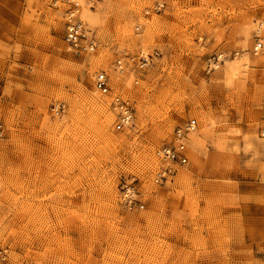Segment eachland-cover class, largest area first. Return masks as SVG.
Masks as SVG:
<instances>
[{"label": "rangeland", "instance_id": "1", "mask_svg": "<svg viewBox=\"0 0 264 264\" xmlns=\"http://www.w3.org/2000/svg\"><path fill=\"white\" fill-rule=\"evenodd\" d=\"M53 2L0 0V264H264V0H74L83 53ZM187 121L188 163L155 182Z\"/></svg>", "mask_w": 264, "mask_h": 264}, {"label": "built area", "instance_id": "2", "mask_svg": "<svg viewBox=\"0 0 264 264\" xmlns=\"http://www.w3.org/2000/svg\"><path fill=\"white\" fill-rule=\"evenodd\" d=\"M60 3H66L68 7L64 9V41L68 44L69 48L76 53L91 52L96 48L97 40L94 32L88 27L84 26L82 20L78 17V12L75 11L74 0H54L53 5H59ZM155 9L161 10L164 8V2H155ZM147 12V11H146ZM264 32V30H263ZM260 34H256L255 43L258 44V49L262 50V43ZM219 55L214 57V60L209 62L208 67L214 68V65L218 63ZM150 60H152L151 54H144L140 51L139 56H136L124 52L114 62V69L122 73L128 64H136L139 68H142ZM214 61V62H213ZM108 76L104 71H100L94 78V86L101 93L109 92ZM112 105L115 112L114 127L117 130L128 128L132 125L134 120V107L129 97L120 93H115L112 100ZM60 106V105H59ZM56 108V106H54ZM58 109V107H57ZM264 127V122H263ZM195 129V123L193 121H187L184 124L177 126L173 131V142L163 145L159 150V156L162 159L164 166H161L155 173V182H162L169 176L174 175L177 171L176 167L183 166L188 163L187 157V138L190 132ZM123 200L128 207L134 204L135 196L132 186L126 184L123 189Z\"/></svg>", "mask_w": 264, "mask_h": 264}, {"label": "bare ground", "instance_id": "3", "mask_svg": "<svg viewBox=\"0 0 264 264\" xmlns=\"http://www.w3.org/2000/svg\"><path fill=\"white\" fill-rule=\"evenodd\" d=\"M75 11H77V8L75 7ZM257 43V42H256ZM256 43L254 44V50H259L258 49V44L256 45ZM220 58H221V55L219 56V60H220ZM250 59H252V58H250ZM253 60V59H252ZM214 67H218V63L217 64H215L214 65ZM106 115V114H105ZM107 117H106V122H108V116L109 115H106ZM105 118V117H104ZM109 123V122H108ZM103 126V125H102ZM105 127H107L106 125H105ZM108 128V127H107ZM188 139V138H187ZM190 140V143H195V141L197 140V134L195 133V132H192V133H190L189 134V139H188V141ZM196 142H198V140L196 141ZM194 145V144H193Z\"/></svg>", "mask_w": 264, "mask_h": 264}]
</instances>
